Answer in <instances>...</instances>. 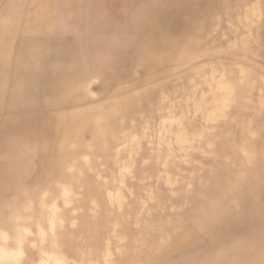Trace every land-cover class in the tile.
<instances>
[{
  "label": "bare ground",
  "instance_id": "6f19581e",
  "mask_svg": "<svg viewBox=\"0 0 264 264\" xmlns=\"http://www.w3.org/2000/svg\"><path fill=\"white\" fill-rule=\"evenodd\" d=\"M91 1L0 0V140L36 101L28 150L58 177L0 264H264V0H104L143 4L121 34Z\"/></svg>",
  "mask_w": 264,
  "mask_h": 264
},
{
  "label": "rangeland",
  "instance_id": "374dc122",
  "mask_svg": "<svg viewBox=\"0 0 264 264\" xmlns=\"http://www.w3.org/2000/svg\"><path fill=\"white\" fill-rule=\"evenodd\" d=\"M27 1L29 2V0ZM32 1L37 2L41 0ZM63 4L67 5L68 1H63ZM143 8V4H140L138 8H133L126 14L123 13L115 17V15L112 14V7L106 5L104 0H92L87 5V21H89L88 26H90L91 31L93 28L99 27L104 31L106 30V32L114 31L118 34H121L120 24L129 23L128 21H132L131 18L135 20L136 16H132V14H136ZM133 22L134 21H132L131 24ZM60 25L64 26L60 33H69L67 38L69 37L73 40V42H76L77 38L75 33L78 31H76L74 27L68 25L65 21H62ZM27 28V31L24 32L26 36L24 39L26 40L33 38L34 34L40 29V26L36 24L34 26H28ZM122 31L124 32V30ZM80 37H82V35H80ZM77 49L78 52H81L80 48ZM12 73L13 71L11 70V74ZM98 89H100V86L99 88L96 87L93 89V91L97 92ZM35 102L36 101L25 100L23 103H21V109L17 113L19 120L21 119L22 123H19V125L16 127L12 126L9 137L7 139H3V141L0 140V238H4L7 233L13 229L12 227L14 226V223H17L18 220H23L22 224H26L28 222L29 218L26 217L30 214L33 205L37 200L40 201V198H43L39 192L44 191L47 187H51L52 185L55 186L54 180L58 179V177H55L57 171L54 169H50V171L44 173L43 178H40L38 176L39 171L35 165L37 155L35 154L34 156L33 154L32 157L28 150V145L30 144L32 137L35 136L36 132L31 127V125L28 124L27 120L32 118L33 112H41L42 110H46L40 105H36ZM17 104L12 107H8V110L10 112H14L16 110ZM3 112V109H0V115ZM29 113H31L29 116L24 115ZM56 184L59 185V183ZM44 196V198H50V193ZM57 197L58 196L54 197V204L56 209L60 211L63 210L64 201H62V198ZM123 199L125 204H130L128 196L125 192L123 193ZM42 200L43 199H41V202ZM73 223H76L75 219L73 220ZM74 227H76V225H74ZM117 229L119 230V233L124 231H120L121 228L118 226ZM35 232L36 229L32 228V234H35ZM118 235L119 234L117 233V236ZM111 247L113 246L111 245Z\"/></svg>",
  "mask_w": 264,
  "mask_h": 264
},
{
  "label": "crops",
  "instance_id": "0c3cea01",
  "mask_svg": "<svg viewBox=\"0 0 264 264\" xmlns=\"http://www.w3.org/2000/svg\"><path fill=\"white\" fill-rule=\"evenodd\" d=\"M9 70H10V73H11V70H12V69H8V71H9ZM0 73H1V70H0Z\"/></svg>",
  "mask_w": 264,
  "mask_h": 264
}]
</instances>
